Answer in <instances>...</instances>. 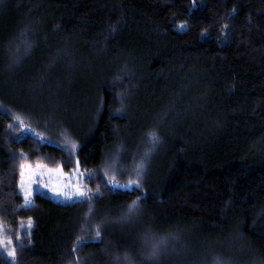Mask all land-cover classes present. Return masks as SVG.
I'll return each instance as SVG.
<instances>
[{"label": "trees", "instance_id": "obj_1", "mask_svg": "<svg viewBox=\"0 0 264 264\" xmlns=\"http://www.w3.org/2000/svg\"><path fill=\"white\" fill-rule=\"evenodd\" d=\"M44 101L60 119L19 122ZM151 130L143 191L113 193ZM39 162L103 192L94 212L39 193L24 209ZM0 222L16 253L0 264H264V0H0ZM146 233L167 241L158 259Z\"/></svg>", "mask_w": 264, "mask_h": 264}, {"label": "snow or ice", "instance_id": "obj_2", "mask_svg": "<svg viewBox=\"0 0 264 264\" xmlns=\"http://www.w3.org/2000/svg\"><path fill=\"white\" fill-rule=\"evenodd\" d=\"M235 11V10H234ZM227 27V25H225ZM148 142L152 145V148L149 151H146L139 159L138 162H136L135 157H133V165H132V171H134L136 179L130 180L128 184H119L118 182H114L113 179H107L105 181V187L109 188L113 193H115L117 190H127L129 192H136V191H143L141 180L143 176L145 175L146 169H147V162L151 159L152 152L156 149V147L161 143V137L155 130H151L147 135ZM75 147V145H73ZM116 160L120 159L119 153H117ZM77 164H79V161H77ZM22 167H30V166H22ZM37 167H44L43 165H37ZM103 175H106V173H102ZM94 174L89 173V178H92ZM21 189V195L24 199V205L22 206L24 209L33 207V203L30 200L31 192L30 190L26 189L24 186L23 181L20 182L19 185ZM56 194L58 196H63L65 201L69 203L70 206H75L77 203L80 204H88V211L89 214H92L94 212V205L93 202L98 199H102L104 196V193L97 190L95 193H90V190L86 189V186H81L79 183H75L71 186H69V190L66 192H62L60 190H55ZM147 196L138 198L136 201H133L131 204L127 206V211L122 214L120 220L121 221H128L135 217H137L141 212V199H146ZM32 227L31 220L29 219V223L26 226L21 227V232L24 235H31V233L28 231ZM104 227V222L101 223V225L96 226L95 228V239L97 242L103 243V237H102V230ZM3 233V225L0 224V234ZM86 242L79 243L77 247L83 248ZM167 241L163 238L157 239L154 234L146 233L145 234V245L146 250L148 254V258L150 259H158L160 255L162 254L163 249L166 247ZM23 247V245H21ZM76 249H73V254H75ZM9 255L15 257V249L9 253ZM117 264H132L131 258L125 254L124 256H115L114 257ZM219 264V262H218Z\"/></svg>", "mask_w": 264, "mask_h": 264}, {"label": "rangeland", "instance_id": "obj_3", "mask_svg": "<svg viewBox=\"0 0 264 264\" xmlns=\"http://www.w3.org/2000/svg\"><path fill=\"white\" fill-rule=\"evenodd\" d=\"M82 98L85 99V96ZM44 102L45 106L41 110V114L37 112V109H34L35 113H33V108L31 106H28L29 108L24 107L25 110L19 109V111H21L22 113L21 118H19V122H21L22 120L28 125L30 123L36 127H42V125H44L42 123H45L42 119H45L43 117L47 114V119H49V121L52 120L53 116H55L56 118L59 117L58 119H60L61 115H57V113H55L59 104L55 105L54 101ZM73 114L74 113H72V115ZM39 115L41 116L40 119ZM71 119L72 118H70L69 114L64 115V122H67ZM41 121L42 123H40ZM37 165H43L44 167H37ZM23 166H30L22 168L20 182L23 181L25 188L30 190V200L32 202L33 196L36 193H39L50 197L56 202L68 203L67 201H65L63 196H58L55 190L66 192L69 190V186L75 183H79L81 186H85L82 177L76 169L65 171L61 166L53 167L41 162L36 163L34 165L25 163L23 164ZM30 220L32 224V219ZM27 223H29V219L27 220ZM13 248L15 249L12 239L5 238L3 230V233L0 234V252H3L11 262H15L16 260L15 257L9 255Z\"/></svg>", "mask_w": 264, "mask_h": 264}, {"label": "clouds", "instance_id": "obj_4", "mask_svg": "<svg viewBox=\"0 0 264 264\" xmlns=\"http://www.w3.org/2000/svg\"><path fill=\"white\" fill-rule=\"evenodd\" d=\"M129 255H130V254H129ZM131 261H132V264H136V262H135L134 258H133Z\"/></svg>", "mask_w": 264, "mask_h": 264}]
</instances>
